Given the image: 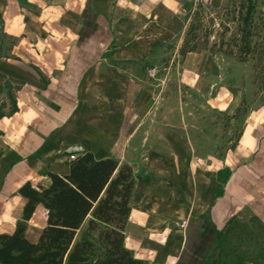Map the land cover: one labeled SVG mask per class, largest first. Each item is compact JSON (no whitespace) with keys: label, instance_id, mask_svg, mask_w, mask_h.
<instances>
[{"label":"crops","instance_id":"obj_1","mask_svg":"<svg viewBox=\"0 0 264 264\" xmlns=\"http://www.w3.org/2000/svg\"><path fill=\"white\" fill-rule=\"evenodd\" d=\"M190 7V0H0L4 32L17 41L18 58L0 64V80L17 89L18 108L0 120V235L12 236L24 224L27 202L19 191L30 185L43 193L51 175L68 177L71 156L123 166L155 106L138 65L172 38ZM206 56L189 53L180 61L181 84L197 90L226 80L233 64L216 54V75L204 77ZM220 93L209 105L233 118L243 92ZM258 117L191 194L134 179L124 235L135 260L206 264L218 234L234 219L248 213L264 224V109ZM47 215L38 206L26 224L30 244L38 243Z\"/></svg>","mask_w":264,"mask_h":264},{"label":"rangeland","instance_id":"obj_2","mask_svg":"<svg viewBox=\"0 0 264 264\" xmlns=\"http://www.w3.org/2000/svg\"><path fill=\"white\" fill-rule=\"evenodd\" d=\"M250 3L255 11L247 27L243 19ZM178 18L172 38L138 65L142 83L155 96V106L122 167L131 168L134 179L191 194L196 181L204 183L209 165L223 160L237 146L264 109V0H215L193 19L187 14ZM16 44L4 35L0 22V64L18 61ZM191 49L207 53L204 77L216 75L215 55L225 56L233 64L226 80L197 90L181 84L180 61ZM8 85L13 88L0 80V116L5 117L11 111ZM234 88L243 92L244 102L238 114L228 118L209 103L221 90ZM252 263L264 264V224L244 213L222 231L208 264Z\"/></svg>","mask_w":264,"mask_h":264},{"label":"trees","instance_id":"obj_3","mask_svg":"<svg viewBox=\"0 0 264 264\" xmlns=\"http://www.w3.org/2000/svg\"><path fill=\"white\" fill-rule=\"evenodd\" d=\"M254 11L250 3L243 19L247 27ZM0 22L4 31L1 17ZM195 52L196 49H191L185 54ZM7 89L11 111L8 117L0 119L18 113L17 89L10 85ZM50 179L51 186L43 193L30 185L19 191L27 202L24 224L12 236L0 235V264H142L125 248L124 233L135 185L131 168H120L112 160L97 162L89 154L76 159L68 177L51 175ZM38 206L47 211V224L38 243L33 245L25 238L26 224ZM85 225L87 228L81 233ZM221 238L219 233L216 244Z\"/></svg>","mask_w":264,"mask_h":264},{"label":"built area","instance_id":"obj_4","mask_svg":"<svg viewBox=\"0 0 264 264\" xmlns=\"http://www.w3.org/2000/svg\"><path fill=\"white\" fill-rule=\"evenodd\" d=\"M190 3V10L185 14H187L188 16H190L191 19H193L195 15L201 11L202 8H211L214 5L215 0H190ZM76 159L77 158L75 156H71L70 162L74 163ZM182 225L184 226L185 223H183Z\"/></svg>","mask_w":264,"mask_h":264},{"label":"water","instance_id":"obj_5","mask_svg":"<svg viewBox=\"0 0 264 264\" xmlns=\"http://www.w3.org/2000/svg\"><path fill=\"white\" fill-rule=\"evenodd\" d=\"M143 172L142 171H140V174H142Z\"/></svg>","mask_w":264,"mask_h":264}]
</instances>
